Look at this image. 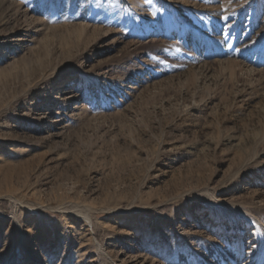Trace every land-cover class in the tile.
I'll use <instances>...</instances> for the list:
<instances>
[{
    "label": "rangeland",
    "instance_id": "obj_1",
    "mask_svg": "<svg viewBox=\"0 0 264 264\" xmlns=\"http://www.w3.org/2000/svg\"><path fill=\"white\" fill-rule=\"evenodd\" d=\"M0 264H264V0H0Z\"/></svg>",
    "mask_w": 264,
    "mask_h": 264
},
{
    "label": "bare ground",
    "instance_id": "obj_2",
    "mask_svg": "<svg viewBox=\"0 0 264 264\" xmlns=\"http://www.w3.org/2000/svg\"><path fill=\"white\" fill-rule=\"evenodd\" d=\"M57 90V89H56Z\"/></svg>",
    "mask_w": 264,
    "mask_h": 264
}]
</instances>
